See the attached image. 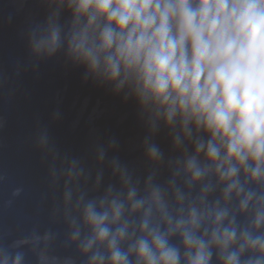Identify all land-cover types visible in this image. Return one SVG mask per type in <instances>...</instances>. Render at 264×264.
Listing matches in <instances>:
<instances>
[{"label": "clouds", "instance_id": "obj_1", "mask_svg": "<svg viewBox=\"0 0 264 264\" xmlns=\"http://www.w3.org/2000/svg\"><path fill=\"white\" fill-rule=\"evenodd\" d=\"M39 2L30 57L131 101L144 168L115 137L89 164L39 129L48 223L0 233V264H264V0Z\"/></svg>", "mask_w": 264, "mask_h": 264}, {"label": "water", "instance_id": "obj_2", "mask_svg": "<svg viewBox=\"0 0 264 264\" xmlns=\"http://www.w3.org/2000/svg\"><path fill=\"white\" fill-rule=\"evenodd\" d=\"M45 15L39 0H0V175L5 176L0 233L48 223L46 163L34 143L39 129H47L61 152L89 164L94 142L115 137V154L138 171L144 168L138 148L144 131L131 101L123 103L104 88L82 83V69L65 64L60 55L38 64L30 57L26 30ZM57 111L60 116L53 119ZM156 139L167 152L165 133ZM17 186H23V193L5 206Z\"/></svg>", "mask_w": 264, "mask_h": 264}]
</instances>
